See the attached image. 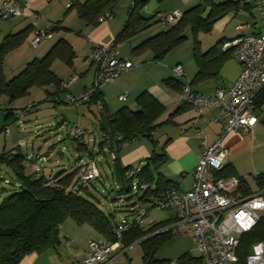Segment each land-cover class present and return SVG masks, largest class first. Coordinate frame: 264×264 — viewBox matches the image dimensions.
Listing matches in <instances>:
<instances>
[{
    "label": "trees",
    "instance_id": "1",
    "mask_svg": "<svg viewBox=\"0 0 264 264\" xmlns=\"http://www.w3.org/2000/svg\"><path fill=\"white\" fill-rule=\"evenodd\" d=\"M148 1L132 0L127 22L114 40L116 45L123 41L132 40L157 23L155 16L143 14V9ZM119 2L120 0H72L71 6L78 10V15L83 21L89 25L97 26L103 22L101 17L106 12L109 11L112 17L114 16L115 7ZM243 3L244 7H249L250 3L246 0L218 2L216 0H201L194 7L182 12V18L177 24L167 25V29L147 39L140 48L149 47L154 52L155 59L160 61L188 38L186 35L187 28H191L194 32L201 29L211 31L220 18L238 10ZM162 21H164L163 18ZM25 32L26 30L11 33L5 36L3 42L0 43V97L7 95L10 104L15 101V98L27 95L32 87H48L51 84L53 87H59L62 80L54 73L52 64L59 57L72 65L75 55L73 48L61 39L45 56L31 60L22 71L7 80L3 73L4 59L7 53L24 41ZM195 41L193 53L199 69L194 80L191 81L192 86L211 78H219L223 63L235 54L234 50L223 49V43L227 41L224 38L205 52L201 51L200 41L197 37H195ZM166 82L171 86L173 83L177 84L174 80H167ZM183 85L184 83L181 84L180 91H182ZM47 91L46 100L52 101L51 96L54 89L51 91L47 89ZM101 99L103 108L100 110L98 126L102 132V139L98 143V150L96 152L91 151L87 155L80 153L75 168L68 174H65L67 170L57 171L53 176H48L41 170L27 172L26 154L20 145L13 149L17 153L14 154L12 150H5L0 155V164L4 163L10 167L18 185V190L6 195L0 202V264H19L26 254L45 251L48 248H59L64 239L61 232L62 226L70 219H73L79 226L87 225L92 230H96L102 236L101 239L116 240L114 227L119 220L116 217L118 210L113 203L122 199V195L130 193L133 179H127L126 173L132 168V165L123 166L116 154L113 162V175L119 181V188L115 195L107 197L112 207L110 211L105 212L99 205L102 203L100 200L93 201L91 199L93 196L89 192L91 182L87 187V184L80 181L81 159L84 157L94 158L110 139L118 143L117 150L124 142L132 138L147 137L152 140L157 128L168 123L170 119L160 121L166 112V106L148 91L141 92L137 97V110L125 106L111 113L106 107L100 90L92 93L90 102L96 103ZM263 105L264 93L260 94L258 109ZM3 112L5 117L2 131L6 130L19 117V114L11 106L5 107ZM103 133L109 135V138H106ZM86 135L82 139H74L79 141V148L83 149L84 152L88 150V145L85 142ZM119 136L121 139H117ZM164 149L165 147L162 153H157L154 150L146 163L141 164V170L137 173V179L146 180L154 187L152 193L142 191L143 195L140 198L142 203H146L151 194L177 188V184L164 177L160 171L168 160ZM222 173L224 175L233 174L228 166L223 168ZM98 178H102L103 181L105 172L101 171ZM253 181L258 187L264 188V172L255 175ZM242 182L243 186L248 187V189L252 187L245 180ZM5 183L10 184L11 181L7 179ZM6 190V188H2V191ZM131 208L130 212L132 211ZM171 221H176L175 214L166 221L156 222L149 226L145 225V221L142 226L134 224L124 234L122 243L128 247L135 242H140L143 252L142 264H172L173 260H175V264H204L201 254L196 256L190 252L183 253L176 259L157 258V250L173 235V228L161 230L172 223ZM255 240L264 241V222L244 238L242 247L248 249L249 243Z\"/></svg>",
    "mask_w": 264,
    "mask_h": 264
},
{
    "label": "crops",
    "instance_id": "2",
    "mask_svg": "<svg viewBox=\"0 0 264 264\" xmlns=\"http://www.w3.org/2000/svg\"><path fill=\"white\" fill-rule=\"evenodd\" d=\"M3 1L4 0H0V10ZM19 1L29 2L32 9L25 10L23 16L16 17L17 20H15L16 18H12L14 20L10 18L7 20L11 21L3 25L0 24V43L3 42L5 36L26 30L24 41L7 53L4 59L5 64L3 73L5 78L7 80L13 78L14 75L22 71L31 60L45 56L56 43L63 39L75 51L72 65H69L66 60L57 57L52 64V69L62 81L75 72H78L80 78L70 87V92L75 96L88 92L94 84L95 68L93 65L89 64L87 58L93 53L95 44H109L116 39L127 22L129 7L131 6L132 0H120L115 7L116 11L114 16L109 19L108 22H101L97 26L89 25L79 17L78 10H76L75 7L69 6L72 0ZM200 1L201 0H149L143 9V14L146 16H155L157 23L146 29L142 34L135 36L132 40L123 41L118 46L119 56L132 61L133 67L124 72L122 76L100 87V94L103 96L106 107L111 113L125 106L137 110V97L143 91L151 92L161 103L165 104L166 112L163 114L161 121L167 119H170V121L164 123L161 128L158 127L162 130L157 128L152 136L153 141L147 137L143 138L152 141V145L153 147L155 146V152L157 153H162L165 147L164 151L167 153L168 160L160 171L164 177L173 180L177 184L178 189L185 191L190 190L192 187L194 180L193 172L198 164L197 162L203 154L202 144L198 138V131L200 129L205 130L209 144H213L223 133V121L217 119L220 105L214 103L204 108L202 111H198L193 106L181 103V84L185 83L186 78H189L191 81L194 80L199 69L195 60H192L189 55L187 58L178 55V57L170 59L169 56L172 55L168 53L164 59L158 61L155 59L154 52L149 47H140L147 39L168 28L162 21V15L175 10L184 12L194 7V5ZM249 3L248 8L244 7L243 3L238 10L220 18L215 23L213 27L215 28L214 30H219L215 38L218 42L222 38L228 41L244 33L263 31L264 18L256 7V1L251 0ZM0 19H2L1 14ZM244 22L250 23L251 27L244 31H240L237 26ZM52 24L56 26L53 28L54 30L50 37L37 47L32 46L31 40L35 38L36 32L38 30L48 29ZM173 51L174 50H172V52ZM172 52L170 54H172ZM178 64L183 66L186 78H176L174 66ZM223 64L219 78H211L210 80L194 84V90L205 95H211L215 93L219 87H229L233 85L240 76L242 63L235 54V57L230 58ZM59 65L62 66L61 69H59ZM167 80H174L178 85L174 83L172 86L168 85L166 82ZM36 87L38 86L32 87L27 94L30 96L32 95V91L34 93L35 90H40L42 93H40L39 101H49L46 100L48 93L47 89L49 91L53 90V85L51 84L48 87ZM125 92H127L128 97L123 101L119 97ZM58 102L67 103L65 97ZM30 105L31 104L28 103L27 106L29 107ZM87 105H89V107H96L100 113L99 107H97L95 102H89ZM13 108L15 109L16 107ZM24 108L25 107H23V109ZM30 110L31 109H29V111ZM263 123L264 117L261 116L253 132L247 133L244 130L229 132L225 135L224 139V145L229 150V155L225 161V167L228 166L231 173L237 174L242 180H245L249 184L251 178L253 179L255 175L261 172L257 171L253 173V167L251 166L253 163L247 165L245 161L238 162L236 158L242 155L246 148L249 147L250 149L251 146L255 148V142L258 138L256 133L260 130L261 124ZM3 127L4 124L0 121V133ZM86 130H88V132L91 131L90 128ZM7 143V139H4V137L0 135V151L3 149L6 150ZM11 148L10 150H12V153H17V151ZM54 148L55 147L51 150ZM151 149L150 144L143 141L141 137L132 138L124 142L119 150H117L116 154L119 156L123 166L132 165V167H136L141 166L142 162L145 164L146 160L152 156L154 150L152 154H150ZM6 151H8V149ZM105 153H110V156H112L110 151H106ZM52 156V154L48 155L47 152H30L26 154L25 165L27 166V172L31 173L41 170L44 171V174L53 176L55 172H57L54 168L47 166L43 170L39 168V164L53 161V159H51ZM112 158L114 162L115 158L113 156ZM56 162L59 163L60 161L57 159ZM9 168L7 164H0L2 173ZM69 171L70 170L67 169L65 174H68ZM247 175H250L248 176L249 178ZM61 232L64 239L59 248H48L45 251H35L26 254L19 264H82L85 250L90 243L89 241L102 238L96 230H92L87 225L79 226L73 219L63 224ZM137 243L140 244V242H135L133 245ZM133 245L125 247L122 243L120 248L113 252V254H115L113 264H116L123 255L128 254L127 251Z\"/></svg>",
    "mask_w": 264,
    "mask_h": 264
},
{
    "label": "built area",
    "instance_id": "3",
    "mask_svg": "<svg viewBox=\"0 0 264 264\" xmlns=\"http://www.w3.org/2000/svg\"><path fill=\"white\" fill-rule=\"evenodd\" d=\"M251 1V0H246ZM256 7L264 18V0H255ZM72 1L69 6H71ZM31 10L29 2L19 0H4L0 10L1 17L9 19L11 16L23 15L25 10ZM112 14L108 11L102 17L108 22ZM164 24H177L182 18L179 10L162 16ZM55 24L48 29L38 30L33 44L37 45L50 37ZM238 29L244 31L251 24L244 22ZM119 45L114 41L109 44H95L93 53L88 56V62L95 68L94 84L88 92L73 95L70 87L80 78L75 72L67 79H63L59 87L54 86L53 99L66 101L73 105H82L91 100L92 93L100 90L104 84L122 76L133 67V62L119 56ZM224 50H234L242 63V70L238 79L229 87H219L215 93L205 95L194 90L191 80L185 77L183 66H174L177 78H186L181 93V103L195 107L198 111L218 103L220 105L217 119L223 121V133L213 144L208 143L204 129L198 131V138L202 144V157L197 162L190 190L177 188L169 189L158 194L148 196L146 203L132 207L133 216L122 215L115 224V241L111 239L90 240L85 250L82 264H113L115 254L120 248L124 234L134 224L143 225L145 217L151 207L173 209L176 221L169 223L161 230H169L174 226L190 225L196 247L203 257L204 264H264V241L250 242L248 249L242 247L244 238L254 232L264 222V188L243 186L242 178L238 175H224L223 168L229 150L224 145L225 135L229 132L244 130L253 132L260 117H264V105L258 109L260 94L264 93V29L256 33H244L223 43ZM125 92L120 99L125 101ZM101 110L102 99L96 102ZM64 125L68 121H63ZM9 132V128L6 129ZM73 139H82L88 132L80 126L67 129ZM106 138L109 135L103 133ZM117 139H121L119 136ZM106 151L116 158L118 143L109 140L104 146ZM80 181L89 184L100 176L98 160L88 157L81 159ZM141 166L130 168L126 173L127 179H133L131 189L135 191H149L153 186L146 180L137 179ZM175 264V260L171 262Z\"/></svg>",
    "mask_w": 264,
    "mask_h": 264
},
{
    "label": "rangeland",
    "instance_id": "4",
    "mask_svg": "<svg viewBox=\"0 0 264 264\" xmlns=\"http://www.w3.org/2000/svg\"><path fill=\"white\" fill-rule=\"evenodd\" d=\"M216 1L218 2L223 0ZM17 16L19 15L11 16V19L16 18ZM15 20H17V18ZM8 21L11 20L2 18L0 19V24L3 25ZM214 29L215 28H213L211 31H205V29H201L194 32L191 28H187L186 35L188 38L183 41L182 45L173 49L174 51L172 54H170L171 52L169 53V55H172L169 56L170 59H174L178 57V55L182 56L183 58H187L189 55L192 60H194L193 48L196 44L195 37H197L198 41H200L201 51L205 52L208 50V48L218 42L215 38L219 30ZM31 44L34 47L39 45H34L33 40H31ZM233 57H235V54H233ZM61 68L62 66L59 65V69ZM40 93H42L40 90H35L34 93L32 91V95L29 96L27 94L25 96L17 97L11 104L9 103L7 95H2L0 97V121L2 123H4L5 115L3 109L5 107H16L15 110L19 114V117L16 119V121L8 126L9 132L7 133L6 130H4L0 133V135L8 141L6 150H10L11 147V149H14L18 144H20L24 154H28L30 152H47L48 155H53L51 157L53 161L39 164L40 169L43 170L47 166L54 168L56 171L67 169L72 171L75 168V164L80 153L87 155L88 153H91V151L96 152L98 150V143L102 139V132H100L98 127V118L100 117V113L96 107H89V105H87L91 100L84 105L82 104L73 106L68 102L59 103L57 100L53 99V95L51 97L56 102L53 100L39 101ZM28 103L31 104L29 107L27 106ZM23 107L26 109H23ZM29 109L31 110L29 111ZM62 120L68 121V124L64 125ZM161 120L162 118L160 121ZM78 126L85 129L90 128L91 130L86 135V145H88V150H85V152L83 149L79 148V141L72 139L67 133V129ZM256 136H258V138L255 142V148L253 146H251L250 149L249 147L246 148L244 153L236 158L238 162L245 161L247 165L253 163L251 165L253 167V173H256L257 171L264 172V123L261 124V128L256 133ZM141 139L150 144V149L152 146L150 152V154H152V151L155 150V146L153 147L152 141L143 137H141ZM53 147L55 148L51 150ZM4 150L5 149L0 151V155L4 153ZM105 152L106 150L103 147L99 154H97L94 158L92 157V160H98V168H100V171L105 172V178L103 181L101 180L102 178L93 179V181L90 183L89 192L93 195L91 199L93 201L100 200L102 202L99 203L100 207L105 212H108L111 210L112 206L110 205V201L107 197L116 194V191L119 188V181L116 180L115 176L113 175V158L110 156V153L106 154ZM57 159L60 161L59 163L56 162ZM248 176L250 175H247V177ZM7 179L11 181L10 184L5 183V180ZM250 184L253 186V188H257V185L252 178ZM2 188H6L7 190L2 191ZM16 190H18V185L14 174L11 172V169L9 168L6 171H3V173L0 170V202L6 195L13 193ZM142 195L143 192L137 193V191L131 189L130 193L122 195V199H118L117 202H114L113 204H115V207L118 210L116 214L117 219L119 220L122 215H127L129 218L134 217L133 212H130V208L132 206L138 207L144 204L140 201ZM173 215V209H161L156 206L151 207L147 213V216L145 217V225L149 226L156 222L166 221ZM157 251V258L161 259H176L186 252H190L192 255L196 256L200 255V251L196 247L195 237H193L190 226L174 227L172 237H170L168 241L164 242ZM127 253L128 254L123 255L116 264H141L143 252L139 243L134 244L127 251Z\"/></svg>",
    "mask_w": 264,
    "mask_h": 264
},
{
    "label": "water",
    "instance_id": "5",
    "mask_svg": "<svg viewBox=\"0 0 264 264\" xmlns=\"http://www.w3.org/2000/svg\"><path fill=\"white\" fill-rule=\"evenodd\" d=\"M87 187H88V185H87Z\"/></svg>",
    "mask_w": 264,
    "mask_h": 264
}]
</instances>
